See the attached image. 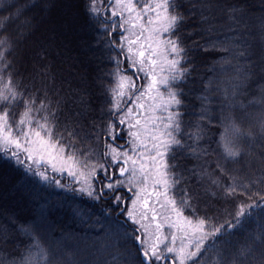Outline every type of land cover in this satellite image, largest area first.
I'll return each mask as SVG.
<instances>
[{"label":"snow or ice","instance_id":"1","mask_svg":"<svg viewBox=\"0 0 264 264\" xmlns=\"http://www.w3.org/2000/svg\"><path fill=\"white\" fill-rule=\"evenodd\" d=\"M53 5L13 4L0 15V167L14 163L45 182L54 179L49 171L66 173L80 185L75 191L90 199L123 203L139 244L136 264H168L169 258L171 264H264V231L237 244L208 246L250 209L264 207V16L258 39L250 30L243 39L239 29L249 28L247 11L238 2L81 0L113 66L104 73L107 86L97 78L104 97L97 107L86 85L66 93L57 87L50 66L27 75L21 70L20 45L37 31L36 14L15 31L9 27L33 8L43 19ZM217 9L239 26L229 30L241 43L221 51L243 57V71L235 69L218 109L210 94L218 85L209 80L189 112L185 85L196 66L185 26L198 16L201 26L208 25L203 30L213 31ZM257 78L259 96L238 99ZM253 105L260 106L258 114L249 111ZM246 120L252 121L247 127ZM221 126L225 132L214 140L211 134ZM18 235L28 242L0 264H58L34 225L21 226ZM12 239L7 230L0 233V245Z\"/></svg>","mask_w":264,"mask_h":264},{"label":"trees","instance_id":"2","mask_svg":"<svg viewBox=\"0 0 264 264\" xmlns=\"http://www.w3.org/2000/svg\"><path fill=\"white\" fill-rule=\"evenodd\" d=\"M60 1L62 0H54V5L44 13L43 19L37 14V9L26 11L25 16L10 25L9 31H15L26 16L34 14H36L38 29L48 19V22L58 20L56 24H64L65 35L56 36V38L62 40V43L73 39L72 52L80 56L81 64L79 63L77 68L69 66L75 57L70 60L69 54L65 53L66 50L58 48L56 44L50 45V40H44L51 48L45 47L46 50L44 49L42 53L28 52L30 40L36 36V31L27 36L20 45L21 70L27 75V73L41 71L44 65L50 66L51 72L55 75L57 87L62 86L66 93L70 86L75 88L86 85L93 104L98 107L104 97L97 78L103 79L104 86H107L108 78L104 76V73L113 67L108 61L109 53L96 43V33L88 25L87 17L81 7V0H75L74 5L66 9ZM67 1L70 2V0ZM36 2L37 0H4L0 15L7 16L8 11L5 9L10 5ZM220 2L224 3L225 0ZM226 2H238L247 11L246 23L249 28H240V36L247 39L245 33L250 30V35L258 39L260 18L264 16V0H226ZM189 7L188 3L184 4L186 14ZM60 8H63L65 13L61 17L58 15ZM213 15L216 17L210 22L214 25L213 31H204L203 29L208 25L201 26L198 23V16L192 17L184 30L185 43L190 49L189 55L196 66L193 76L185 85V91L189 93L187 109L189 112L196 103L195 97L203 91V84L209 80L213 81L214 85H218L210 93L214 101L213 106L218 109L223 90L230 89L231 78L236 75L235 69L241 68L242 72L245 63L243 57L233 59L230 53L221 51L222 47L231 48L233 42L241 43V40L236 39L237 33L229 30L230 27L239 28V26L232 25L224 13L218 9ZM57 17L59 18L56 19ZM65 20L69 22L65 24ZM188 32L192 33L190 37L187 36ZM242 50L243 46L235 49V51ZM53 53L57 55V59L54 58ZM63 57H66L67 61L64 62ZM82 61L86 62V66L82 64ZM82 77L84 85H81ZM260 83L258 78L254 79L244 89L246 95L239 96L238 99L247 103L248 100L258 97ZM249 111L258 114L260 106L253 105ZM249 123L252 121L246 120L245 127ZM254 130L258 131V128ZM224 132L225 128L221 126L211 135L214 140H219ZM120 143H123V139ZM211 146L216 148L215 143ZM48 175L54 179L45 182L25 172L22 167L14 163L10 168L0 167V233L7 230L13 237L6 247L0 245V259L11 260L17 250L22 249L28 242L25 237L18 235V229L21 226L34 225L40 234L42 244L56 252L58 264H126V262L136 264L139 257L136 253V241L133 238L135 226L127 220L124 204L116 207L105 200L90 199L75 191L77 184L66 175L53 174L51 171ZM55 179L61 181L60 187L54 182ZM222 215L231 220L226 212ZM232 223L236 224L234 220ZM262 231H264V207L252 208L244 217H241L239 224L222 234L221 239L208 241V246L209 248L213 245L219 246L225 240L229 244H237ZM208 258L215 259L214 256Z\"/></svg>","mask_w":264,"mask_h":264},{"label":"rangeland","instance_id":"3","mask_svg":"<svg viewBox=\"0 0 264 264\" xmlns=\"http://www.w3.org/2000/svg\"><path fill=\"white\" fill-rule=\"evenodd\" d=\"M74 1L75 0H70V2H68L67 0L65 1H60L62 4H64L65 6V9L68 8L69 6H72L74 5ZM59 13L58 15H60V17L65 14L64 11H63V8L59 9L58 10ZM59 17H57L56 19H58ZM49 19L44 22V24H42V26H40V28L37 30V34L36 36H34L33 38H31L30 40V43H29V48L30 50L28 52H34L36 54H39V53H42V51H44L45 47H48V48H51L50 45L52 44H56L58 48H61L62 50H66L65 53H68L69 54V57H70V60L75 57V59H72L71 63H69L70 65L69 66H73L74 68H77L79 67V63L81 64V59H80V56L78 55H75L72 51H73V48H72V40L70 41H65V43H62V40H59L58 38H56V36H62V35H65V27H64V24L63 26L62 25H58L56 24L58 22V20H54V22H48ZM54 36V37H53ZM53 39L55 40L53 42ZM51 41L50 42V45L49 43H47L46 41ZM36 42V43H34ZM76 43V42H75ZM40 50V52H39ZM46 50V49H45ZM69 50V51H67ZM54 56V58L57 59V55H55L54 53L52 54ZM65 55V54H64ZM80 55V54H79ZM63 56V55H62ZM41 57V55H40ZM62 60L65 62L67 61L66 57L62 58ZM68 63V62H66ZM65 63V64H66ZM82 64L84 66H86V62L82 61ZM61 65V64H59ZM67 66V65H65ZM64 66V67H65ZM35 167V166H34ZM64 175L67 176L66 173H64ZM68 177V176H67ZM70 178V177H69ZM71 179V178H70ZM72 180V179H71ZM73 181V180H72ZM75 183V181H73ZM76 184V183H75ZM80 187V185L77 184V188ZM131 223V221H130ZM167 231V230H166Z\"/></svg>","mask_w":264,"mask_h":264},{"label":"water","instance_id":"4","mask_svg":"<svg viewBox=\"0 0 264 264\" xmlns=\"http://www.w3.org/2000/svg\"><path fill=\"white\" fill-rule=\"evenodd\" d=\"M137 248H139V244L136 242ZM169 264H171V259H169Z\"/></svg>","mask_w":264,"mask_h":264},{"label":"flooded vegetation","instance_id":"5","mask_svg":"<svg viewBox=\"0 0 264 264\" xmlns=\"http://www.w3.org/2000/svg\"><path fill=\"white\" fill-rule=\"evenodd\" d=\"M168 264H169V262H168Z\"/></svg>","mask_w":264,"mask_h":264}]
</instances>
